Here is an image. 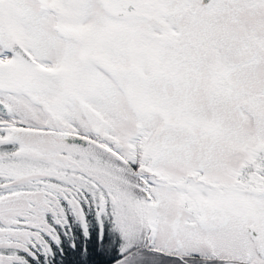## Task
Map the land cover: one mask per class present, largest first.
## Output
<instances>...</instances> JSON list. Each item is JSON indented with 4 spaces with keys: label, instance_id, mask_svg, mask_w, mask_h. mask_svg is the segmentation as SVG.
I'll return each mask as SVG.
<instances>
[{
    "label": "snow or ice",
    "instance_id": "1",
    "mask_svg": "<svg viewBox=\"0 0 264 264\" xmlns=\"http://www.w3.org/2000/svg\"><path fill=\"white\" fill-rule=\"evenodd\" d=\"M0 264H264V0H0Z\"/></svg>",
    "mask_w": 264,
    "mask_h": 264
}]
</instances>
